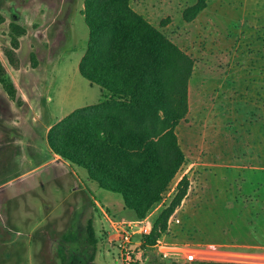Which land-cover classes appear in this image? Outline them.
I'll return each instance as SVG.
<instances>
[{
	"label": "rangeland",
	"instance_id": "374dc122",
	"mask_svg": "<svg viewBox=\"0 0 264 264\" xmlns=\"http://www.w3.org/2000/svg\"><path fill=\"white\" fill-rule=\"evenodd\" d=\"M84 5L85 0H0V61L6 79L17 87L16 96L11 97L0 80V264H88L92 249L86 240L88 217L93 219L98 240L97 264L208 261L198 258L200 254L184 259L181 247L185 241L177 234L175 218L154 245L144 248L141 244L142 234L149 233L170 202L184 165L163 199L138 219L124 206L121 194L87 180L85 168L48 146L52 125L77 108L101 103L104 97L105 90L78 70L89 36ZM11 22L25 28L18 37L17 69L2 51L10 45ZM177 32L165 34L176 41ZM240 47L250 51L246 44ZM231 49L234 45L227 50ZM178 125L179 143L187 151ZM187 232L194 236L198 231L189 228Z\"/></svg>",
	"mask_w": 264,
	"mask_h": 264
},
{
	"label": "trees",
	"instance_id": "16d2710c",
	"mask_svg": "<svg viewBox=\"0 0 264 264\" xmlns=\"http://www.w3.org/2000/svg\"><path fill=\"white\" fill-rule=\"evenodd\" d=\"M207 1L194 0L186 6L183 20H193ZM84 13L89 36L78 70L90 83L105 90L104 97L101 103L77 108L52 125L47 143L53 153L85 168L87 178L101 188L121 194L124 206L141 219L163 199L185 162L175 128L189 109L188 81L194 59L135 11L130 0H85ZM10 27V45L2 51L17 69L18 37L25 28L15 22ZM6 76L0 61V80L7 93L15 97L17 87ZM189 186L190 179L183 174L149 233L142 234L144 248L154 245L168 230L169 219ZM85 227L86 240L92 247L88 264H97L98 240L91 217Z\"/></svg>",
	"mask_w": 264,
	"mask_h": 264
},
{
	"label": "crops",
	"instance_id": "0c3cea01",
	"mask_svg": "<svg viewBox=\"0 0 264 264\" xmlns=\"http://www.w3.org/2000/svg\"><path fill=\"white\" fill-rule=\"evenodd\" d=\"M134 1L194 59L178 125L190 186L168 231L175 218L187 261L264 264V0H208L191 21L182 11L192 0Z\"/></svg>",
	"mask_w": 264,
	"mask_h": 264
}]
</instances>
